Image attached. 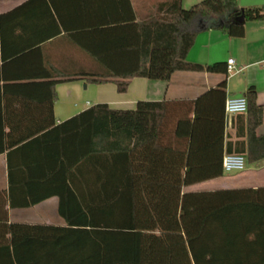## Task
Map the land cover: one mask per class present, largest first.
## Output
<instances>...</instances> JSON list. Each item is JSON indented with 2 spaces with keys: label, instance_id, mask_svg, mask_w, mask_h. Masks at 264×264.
<instances>
[{
  "label": "trees",
  "instance_id": "obj_1",
  "mask_svg": "<svg viewBox=\"0 0 264 264\" xmlns=\"http://www.w3.org/2000/svg\"><path fill=\"white\" fill-rule=\"evenodd\" d=\"M160 10L135 22V42L120 44L121 49L135 52L130 66L118 69L100 58L108 70L103 75L89 73L93 81L112 79L120 91H126L136 76L168 80L176 70L226 72L223 61L188 60L197 34L219 28L243 36L245 22L237 16L244 12L245 20L264 18V5L239 8L237 0H200L190 7H184L182 0H170ZM245 96L248 109L237 113L236 131L243 138L229 140L227 152L244 153L254 163L264 160V133H258L264 106L257 101L254 85ZM52 106L51 97L53 112ZM191 111L188 105L177 114L167 100H139L135 108L98 102L56 124L59 131L84 132V167L89 163L97 168L89 174L84 171V218L71 216L77 209L65 204V192L58 188L59 210L68 223L0 222L11 235L0 247V260H7L6 264H264V186L184 190ZM73 165L64 154L58 156L48 178L67 182L72 179L67 169ZM32 173L26 172L24 182L35 180ZM17 174L9 170L12 203ZM51 193L30 194L22 203L33 205Z\"/></svg>",
  "mask_w": 264,
  "mask_h": 264
},
{
  "label": "crops",
  "instance_id": "obj_2",
  "mask_svg": "<svg viewBox=\"0 0 264 264\" xmlns=\"http://www.w3.org/2000/svg\"><path fill=\"white\" fill-rule=\"evenodd\" d=\"M167 1L0 0V222L67 224L58 188L65 192V204L77 209L71 216L84 218V171L97 168L84 167V132L59 131L56 124L98 102L135 108L139 100H167L177 114L192 105L184 190L264 186V160L232 172L222 165L227 142L243 138L236 134L238 114L226 111L227 98L245 95L254 85L264 106V18L246 19L243 36L219 28L201 30L188 51L192 62L223 61L227 68L233 57L235 72L176 70L168 80L136 76L126 91L115 80L95 82L88 75L107 72L100 58L118 69L129 67L135 52L120 44L135 42V22L163 12L160 6ZM237 1L239 8L264 5V0ZM258 133H264V121ZM63 154L75 164L67 169L72 179L48 178ZM10 169L18 172L15 203ZM29 170L35 180L24 182ZM48 192L53 193L38 203H22L30 194ZM9 236L0 226V247Z\"/></svg>",
  "mask_w": 264,
  "mask_h": 264
},
{
  "label": "built area",
  "instance_id": "obj_3",
  "mask_svg": "<svg viewBox=\"0 0 264 264\" xmlns=\"http://www.w3.org/2000/svg\"><path fill=\"white\" fill-rule=\"evenodd\" d=\"M234 58L228 60V72H235ZM226 111L230 114L245 112L248 109V99L245 95L230 96L225 103ZM247 165V156L240 152H227L223 157V168L226 171L243 170Z\"/></svg>",
  "mask_w": 264,
  "mask_h": 264
},
{
  "label": "water",
  "instance_id": "obj_4",
  "mask_svg": "<svg viewBox=\"0 0 264 264\" xmlns=\"http://www.w3.org/2000/svg\"><path fill=\"white\" fill-rule=\"evenodd\" d=\"M236 20L240 21V22H244L245 21V14L244 12H242L239 16L236 17Z\"/></svg>",
  "mask_w": 264,
  "mask_h": 264
},
{
  "label": "rangeland",
  "instance_id": "obj_5",
  "mask_svg": "<svg viewBox=\"0 0 264 264\" xmlns=\"http://www.w3.org/2000/svg\"><path fill=\"white\" fill-rule=\"evenodd\" d=\"M249 165V162H247V166ZM232 172V171H231ZM186 185H187V183H186Z\"/></svg>",
  "mask_w": 264,
  "mask_h": 264
}]
</instances>
